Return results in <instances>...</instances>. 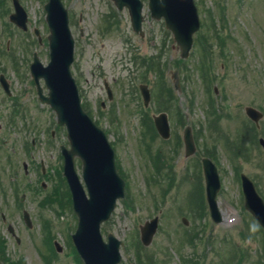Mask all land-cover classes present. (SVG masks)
I'll use <instances>...</instances> for the list:
<instances>
[{
	"label": "rangeland",
	"instance_id": "rangeland-1",
	"mask_svg": "<svg viewBox=\"0 0 264 264\" xmlns=\"http://www.w3.org/2000/svg\"><path fill=\"white\" fill-rule=\"evenodd\" d=\"M141 1L142 36L132 30L126 8L117 10L111 0H79V5L69 9L75 40L71 72L83 106L112 143L116 166L125 180V195L102 224V236L106 240L112 233L123 241L119 264L139 260L153 264L152 259L155 264H264V232L244 208L239 177L240 172L248 175L264 198V149L258 143L259 137L264 138V116L256 129L244 112L245 105H252L264 113V0H194L201 26L186 60L180 59L163 21L150 18L147 0ZM29 5L31 19H42L39 1L31 0ZM6 29L7 19L0 24V38L9 37ZM34 48L33 44L25 49L30 53ZM22 49L18 43V68L7 69L19 116L0 107L2 150L9 154L14 147L18 151L11 163L17 172L0 180V187L7 191L0 196L5 256L22 258L24 264H84L71 240L77 217L62 178L59 145L68 146L65 128L57 126L49 106L38 102ZM37 49L43 51L41 60L46 64V47ZM138 58L144 60L141 67ZM175 69L180 73V94L173 86ZM104 81L111 88V99L107 98ZM140 84L150 89L148 107L143 105ZM159 112H166L170 122L172 134L166 142L153 127L152 117ZM186 124L192 126L197 153L211 158L218 168L220 223L211 219L205 207L202 217L192 212L200 202L201 185L197 171L191 181L183 175L186 159L181 135ZM246 124L250 127L245 130ZM43 136L49 140L47 145L31 146L32 138L40 140ZM233 137L249 147V156L236 163L226 148L228 138ZM22 145L28 148L26 153L32 150L35 158L31 162L38 165L43 159L48 167L45 188L34 181L36 172L23 171V158H30L24 156ZM152 157L162 166L156 182L148 179L155 172ZM75 168L81 179L79 159ZM169 170L171 175L165 173ZM32 178L35 188L31 192L27 182ZM55 196L57 202H46ZM23 211L28 213L30 225L25 224ZM155 215L159 216L157 232L151 245L144 247L139 226ZM181 217H188V223H182ZM8 224L19 241L7 231ZM54 241L61 252L55 250Z\"/></svg>",
	"mask_w": 264,
	"mask_h": 264
},
{
	"label": "water",
	"instance_id": "water-1",
	"mask_svg": "<svg viewBox=\"0 0 264 264\" xmlns=\"http://www.w3.org/2000/svg\"><path fill=\"white\" fill-rule=\"evenodd\" d=\"M118 9H128L132 27L141 33L142 2L140 0H113ZM151 16L164 18L166 28L170 29L180 49V56L186 58L192 46V35L199 28V19L193 0H149ZM49 25L50 61L42 65L34 58L30 66L32 77L37 85L41 101L49 104L56 113L59 125H65L69 148L61 147L64 156L63 174L67 180L72 199V206L77 215V227L72 234V241L84 264H118L121 260L122 241L113 234L105 241L101 235V223L106 221L118 198L124 196V180L119 176L114 162V151L104 131L89 117L80 103L78 89L70 72L73 61L74 39L68 26L67 10L61 2L47 9ZM43 78L48 88L43 94L39 79ZM174 84L179 87L178 75L174 73ZM145 104L149 101L146 85H141ZM110 96L111 91L106 85ZM246 112L256 122L261 117L257 110L247 107ZM155 127L163 138L170 135L167 116L160 113L154 117ZM187 154L194 152V144L189 127L183 134ZM264 146V140L260 139ZM81 161L80 181L75 169V158ZM206 193L212 219L216 222L221 217L216 204V194L220 181L215 165L209 159H203ZM242 189L245 207L264 227V202L255 190L252 181L242 175ZM27 218V216H26ZM27 223L30 222L27 219ZM158 225V217L145 221L140 226V240L143 245L151 243ZM60 250V247L57 246ZM136 264V263H133Z\"/></svg>",
	"mask_w": 264,
	"mask_h": 264
},
{
	"label": "flooded vegetation",
	"instance_id": "flooded-vegetation-1",
	"mask_svg": "<svg viewBox=\"0 0 264 264\" xmlns=\"http://www.w3.org/2000/svg\"><path fill=\"white\" fill-rule=\"evenodd\" d=\"M22 8L24 9L26 13V29L19 28L15 22L9 23V29H6V33L9 34V37H1L0 38V107H7L10 110V114L13 116H19L20 111L16 108V97L15 92L12 86V83L7 75V69H15V55H16V46L18 43L22 46V51H25L26 45H31L32 41L36 42L40 46H45L47 49L48 45V27L45 18H43L41 23V29L38 28L37 23L39 22L37 19L33 22L30 20L29 16V9H30V1L31 0H17ZM39 1V4L41 6V9H45V4L48 0H36ZM16 2V0H15ZM64 4L67 6L68 9L73 8L74 6L79 5V0H63ZM16 9V5L14 3V0H0V24L3 25V20L9 18ZM5 30L3 28L2 32ZM26 54L24 55L26 59L28 57H32L33 53L29 54V51L26 50ZM53 135V132H52ZM3 142H6V140H3ZM36 140L33 138L31 140V144L35 145ZM41 143V141H40ZM44 144H48V139L46 137ZM40 147H44V145H40ZM21 149L24 153V156L27 155L28 148L24 145L21 146ZM11 153L7 154L2 150V147L0 145V180L2 176L5 178L9 173L17 172L15 167L13 166L11 168L12 158H15L14 156L16 153L18 154V151L14 147L10 148ZM13 150V151H12ZM30 155V160L25 161L23 158L22 165H23V171L28 173H34L36 172V175L43 171V160L38 161V165L31 162V160L34 158V155L32 153V150L29 149L28 151ZM185 155V154H184ZM196 153L192 156H184L186 159V165H183L185 173L184 176L191 178V174L193 171H197L200 177V171L199 168L201 163L202 157H196ZM163 161V158L160 159V162ZM202 168V167H201ZM172 174V170H169ZM188 172H190L188 174ZM45 173V170L42 172ZM17 174V173H15ZM11 176L10 178L12 179ZM15 178H18L16 176ZM31 181V180H29ZM1 182V181H0ZM42 183V181H41ZM180 185V183H178ZM1 185V183H0ZM201 185V184H200ZM11 189V188H10ZM33 186H30L28 190H32ZM32 192V191H31ZM7 195L6 189L0 187V196L4 197ZM202 196V192H201ZM200 196V203L195 204V208L192 209V212L194 213L195 217H202L204 214V207H203V200ZM24 196H21L20 199L22 200ZM24 212V211H23ZM23 216V214H22ZM1 217L4 221H6V218L3 213H1Z\"/></svg>",
	"mask_w": 264,
	"mask_h": 264
},
{
	"label": "trees",
	"instance_id": "trees-1",
	"mask_svg": "<svg viewBox=\"0 0 264 264\" xmlns=\"http://www.w3.org/2000/svg\"><path fill=\"white\" fill-rule=\"evenodd\" d=\"M152 262H153V264H155L154 259H152ZM6 263L7 264H24V260L23 259H18V261L6 260Z\"/></svg>",
	"mask_w": 264,
	"mask_h": 264
}]
</instances>
